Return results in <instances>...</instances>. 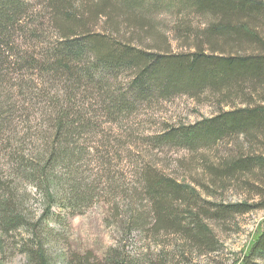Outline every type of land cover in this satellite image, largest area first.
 Segmentation results:
<instances>
[{"label":"rangeland","instance_id":"obj_1","mask_svg":"<svg viewBox=\"0 0 264 264\" xmlns=\"http://www.w3.org/2000/svg\"><path fill=\"white\" fill-rule=\"evenodd\" d=\"M168 2L151 12L155 33L144 44L187 52L207 19ZM27 42L17 39L0 54V199L12 197L23 218L17 229L0 224V259L37 264L42 252L49 264H239L264 225V178L224 174L221 166L264 154L262 136L194 149L161 141L228 110L224 92L141 99L130 88L132 70L89 73L86 60L62 69L43 44L29 58ZM120 101L127 102L121 110ZM153 178L180 184L186 198L159 200L165 221L150 194ZM73 192L82 199L78 212L61 207ZM237 203L254 208L226 211Z\"/></svg>","mask_w":264,"mask_h":264},{"label":"trees","instance_id":"obj_2","mask_svg":"<svg viewBox=\"0 0 264 264\" xmlns=\"http://www.w3.org/2000/svg\"><path fill=\"white\" fill-rule=\"evenodd\" d=\"M161 2L0 0V54H6L17 39L27 38L29 58H36L35 51L43 44L46 57L53 58L52 64L62 69L86 60L92 67L82 70L89 73L132 70L130 88L141 99L155 92L170 98L178 92L223 91L228 110L169 131L161 141L194 149L212 145L226 136L264 140V1L169 0L165 4L168 8L182 4L207 19L203 28L195 32V47L187 52L145 46L144 41L155 33L151 12L160 8ZM101 22L108 32L96 30ZM126 104L120 101L117 105L121 110ZM255 168L261 172L256 173ZM221 169L232 176L248 172L263 179L264 154L232 157ZM152 180L150 194L158 201L157 212L165 221L168 207L162 206L163 197L182 194L186 198L182 186L175 181ZM81 200L73 192L62 199L61 207L78 212ZM259 207L264 208V204ZM253 208L246 203L225 207L226 211L242 213ZM16 214L12 197L0 199V224L4 229H17L23 223V218ZM36 253L37 264H49L42 252ZM0 264H5L2 259ZM239 264H264V225L252 237Z\"/></svg>","mask_w":264,"mask_h":264}]
</instances>
